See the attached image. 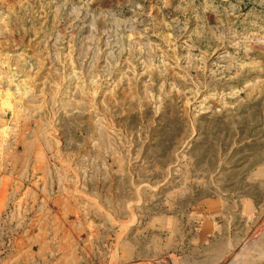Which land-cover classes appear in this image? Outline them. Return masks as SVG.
I'll return each mask as SVG.
<instances>
[{
  "label": "rangeland",
  "instance_id": "rangeland-1",
  "mask_svg": "<svg viewBox=\"0 0 264 264\" xmlns=\"http://www.w3.org/2000/svg\"><path fill=\"white\" fill-rule=\"evenodd\" d=\"M0 264H264V0H0Z\"/></svg>",
  "mask_w": 264,
  "mask_h": 264
}]
</instances>
